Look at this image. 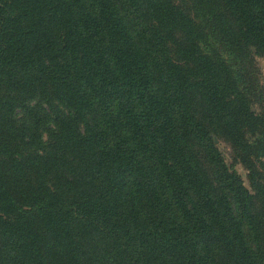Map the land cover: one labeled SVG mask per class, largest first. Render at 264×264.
Masks as SVG:
<instances>
[{
  "label": "trees",
  "instance_id": "obj_1",
  "mask_svg": "<svg viewBox=\"0 0 264 264\" xmlns=\"http://www.w3.org/2000/svg\"><path fill=\"white\" fill-rule=\"evenodd\" d=\"M255 57L264 0H0V264H264Z\"/></svg>",
  "mask_w": 264,
  "mask_h": 264
},
{
  "label": "rangeland",
  "instance_id": "obj_2",
  "mask_svg": "<svg viewBox=\"0 0 264 264\" xmlns=\"http://www.w3.org/2000/svg\"><path fill=\"white\" fill-rule=\"evenodd\" d=\"M254 65L257 68V78L261 84L264 85V59L261 57L254 58ZM218 147L220 152L222 153L225 161L228 165H232V156L230 148L222 141H218ZM235 170L240 174L241 178L243 179L244 184L248 187V181L246 177V171L242 168L241 165L236 164L234 165Z\"/></svg>",
  "mask_w": 264,
  "mask_h": 264
}]
</instances>
